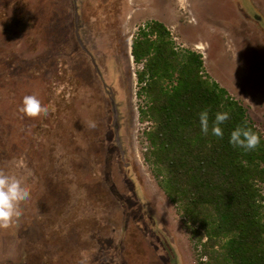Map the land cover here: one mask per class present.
<instances>
[{"label": "rangeland", "instance_id": "rangeland-1", "mask_svg": "<svg viewBox=\"0 0 264 264\" xmlns=\"http://www.w3.org/2000/svg\"><path fill=\"white\" fill-rule=\"evenodd\" d=\"M151 19L264 132V0H0V168L24 160L31 189L0 264H79L83 249L90 264H198L144 159L131 43ZM33 92L48 111L27 117Z\"/></svg>", "mask_w": 264, "mask_h": 264}, {"label": "trees", "instance_id": "trees-1", "mask_svg": "<svg viewBox=\"0 0 264 264\" xmlns=\"http://www.w3.org/2000/svg\"><path fill=\"white\" fill-rule=\"evenodd\" d=\"M137 96L147 148L144 159L190 234L198 264H264V132L248 107L208 72L201 52L179 46L170 28L151 19L133 35ZM209 111V133L199 114ZM228 111L223 138L211 134ZM246 125L256 149L229 143Z\"/></svg>", "mask_w": 264, "mask_h": 264}, {"label": "clouds", "instance_id": "clouds-1", "mask_svg": "<svg viewBox=\"0 0 264 264\" xmlns=\"http://www.w3.org/2000/svg\"><path fill=\"white\" fill-rule=\"evenodd\" d=\"M20 111L27 117H37L41 112H47L48 106L43 103L42 97L38 93L26 94L22 99ZM230 119L228 111H220L215 114V119L211 127V134L215 137L223 138L224 130L221 127ZM201 132L205 135L209 133V111L204 110L199 114ZM88 126L95 128L94 121ZM229 143L239 149L251 151L256 149L260 143V134L253 131L246 125L235 127L229 136ZM16 169H24L23 174H18L5 168H0V229L8 228L15 218L22 215L21 202L29 199L31 189L26 183V176L29 173L24 160L13 162ZM79 264H90L91 257L88 250L80 252Z\"/></svg>", "mask_w": 264, "mask_h": 264}, {"label": "crops", "instance_id": "crops-1", "mask_svg": "<svg viewBox=\"0 0 264 264\" xmlns=\"http://www.w3.org/2000/svg\"><path fill=\"white\" fill-rule=\"evenodd\" d=\"M206 65V64H205ZM209 72V71H208ZM230 92V91H229Z\"/></svg>", "mask_w": 264, "mask_h": 264}]
</instances>
